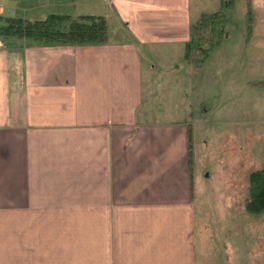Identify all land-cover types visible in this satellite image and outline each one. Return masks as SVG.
<instances>
[{
	"label": "crops",
	"instance_id": "crops-1",
	"mask_svg": "<svg viewBox=\"0 0 264 264\" xmlns=\"http://www.w3.org/2000/svg\"><path fill=\"white\" fill-rule=\"evenodd\" d=\"M99 2L105 15L90 12L106 21L104 43L0 40V264H206L198 123L152 104L197 75L183 52L201 11L192 0Z\"/></svg>",
	"mask_w": 264,
	"mask_h": 264
},
{
	"label": "rangeland",
	"instance_id": "rangeland-1",
	"mask_svg": "<svg viewBox=\"0 0 264 264\" xmlns=\"http://www.w3.org/2000/svg\"><path fill=\"white\" fill-rule=\"evenodd\" d=\"M197 9L222 10L223 33L191 85L173 82L152 104L189 109L198 123L192 141L200 262L264 264V212L245 207L248 175L264 165V0H192ZM90 10L105 15L99 0H0V25L1 17H77ZM108 26H114L111 17Z\"/></svg>",
	"mask_w": 264,
	"mask_h": 264
},
{
	"label": "trees",
	"instance_id": "trees-1",
	"mask_svg": "<svg viewBox=\"0 0 264 264\" xmlns=\"http://www.w3.org/2000/svg\"><path fill=\"white\" fill-rule=\"evenodd\" d=\"M1 18L4 19V24L0 25L1 37L17 35L65 44H99L104 43L107 36L103 16L49 14L44 19L35 20L11 16ZM225 20L223 11L218 10L202 12L191 24L183 58L195 72L205 61L216 36L223 33ZM245 207L251 212H264V165L248 175Z\"/></svg>",
	"mask_w": 264,
	"mask_h": 264
}]
</instances>
